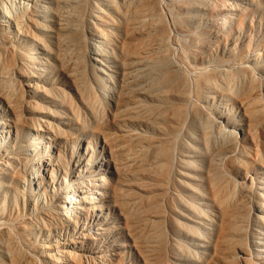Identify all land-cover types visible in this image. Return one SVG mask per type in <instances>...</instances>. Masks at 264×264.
Segmentation results:
<instances>
[{
	"label": "bare ground",
	"instance_id": "1",
	"mask_svg": "<svg viewBox=\"0 0 264 264\" xmlns=\"http://www.w3.org/2000/svg\"><path fill=\"white\" fill-rule=\"evenodd\" d=\"M35 1L0 0V60L22 53L13 45L11 30L41 17L43 6ZM55 2L59 20L72 13L84 19V23H90L91 60L99 64L95 56L103 60L104 56H113V32L121 40L117 70L107 74L101 60L102 67L93 69L91 79L100 96H111L107 104L117 106V116L125 121L130 119L132 123L127 131L135 152L133 158L131 153L130 162L136 166L134 182L149 187L145 200L156 205L167 202L172 196L192 208V202L207 204L212 198L222 210L231 211L218 228L217 242L233 251L232 257L238 256L240 251L248 264H262L264 193L259 192L263 188L258 184L260 171L263 170L264 175V43L255 47L251 34L245 41L238 35L248 13L228 0ZM17 61L16 73L27 74L28 68L23 67L26 59L19 57ZM24 86L33 88L30 81ZM90 99L93 100L90 97L86 101L91 105ZM3 121L5 118L0 123ZM44 122L41 120L30 128L43 132L48 127ZM1 132L0 128V135ZM30 135L28 151L43 149L45 156L39 159L40 166L52 167L47 155L54 143L57 145L63 140L59 127H48L42 139L37 134ZM92 148V143L88 142L86 151ZM93 153L72 170L78 175L77 183L63 195L66 197L61 204L60 201L45 202L48 196L42 192L39 179L26 181L28 189L25 187L19 201L6 202L7 199H3L6 197L0 196V264H75L71 261L76 254L73 249L61 251L49 245L46 250L45 244L38 240L41 232L48 230L53 220L51 216L58 214L62 218L75 212L78 204L89 203L88 199L95 201L111 196V179L97 173L106 160L99 164ZM0 156V191L7 185L5 191H1L5 193L11 190L15 175L9 170V159L1 153ZM93 164L98 165L96 170ZM196 169L203 172L198 181L209 192L196 188L191 198L182 192L185 186L195 189L188 180L195 178L189 170ZM88 170L89 176H83ZM141 171L146 172L144 183H140ZM38 173L40 175V171ZM3 174L8 177L7 183L1 181ZM54 174L55 170H51L52 178ZM134 193L138 196L137 190ZM136 199L139 201L138 197ZM255 199L259 201L254 208L256 232L250 230L252 215L247 203H254ZM89 235H93L91 229ZM155 235L159 243L164 240L162 230ZM85 237L89 241V237ZM244 238L256 243L257 254L247 249ZM90 243L87 242L85 251L93 252ZM104 252L106 250L101 248L95 252L96 257L81 253L78 258L81 262L100 260L108 264V255Z\"/></svg>",
	"mask_w": 264,
	"mask_h": 264
},
{
	"label": "rangeland",
	"instance_id": "2",
	"mask_svg": "<svg viewBox=\"0 0 264 264\" xmlns=\"http://www.w3.org/2000/svg\"><path fill=\"white\" fill-rule=\"evenodd\" d=\"M36 1L43 6L41 19L25 23L22 27L15 26L11 30L13 45L22 53L10 54L0 60V121L3 118L6 120L0 123V153L5 155L6 160L9 159V170L15 175L11 190L2 193L7 185L1 188V198L5 196L3 199H7L6 202L9 199L19 201L26 191L25 187L28 189L26 181L36 182L39 179L42 192L48 196L42 199L52 203L60 201L61 204L66 197L63 195H67L77 183L78 175L72 170L83 159L88 160L94 151V160L98 159L101 162L99 164L106 160L97 173L100 177L111 179V196L95 201L88 199L89 203L78 204L77 210L68 216H51L53 220L48 223V230H43L38 240L45 244L46 250L50 247L61 251L73 249L76 254H73L71 261L75 264H102L100 260L81 262L78 258L81 253L96 257L95 252L101 248L106 250L104 253L108 255V264H248L240 251L237 252L238 256L232 257L233 251L224 245L221 247L217 242L218 228L229 218L231 211L222 210L212 202V198L207 200V204L192 202V208L185 207L176 197L172 199V196L167 202L154 205L145 200V196L149 195V187L134 182L133 171L136 166L130 162L134 147L127 132L132 123L130 119L125 121L117 116V106L111 102L107 104L111 96H100L91 79L93 69L102 67L101 60L107 74L117 70L115 65L119 63L121 41L117 34L112 33L115 38L111 45L113 56H104V60L101 56H95L100 60L98 64L90 59L89 54L90 23H84V19L72 13L59 20L55 0ZM228 1L236 7L241 6L249 15L237 32L241 40L245 41L251 34L255 47L263 44L264 0ZM76 21L80 24L77 22V25ZM11 25H14L13 21ZM19 57L26 59L23 67L25 70L28 68L27 74L21 76L16 73ZM27 81L33 86L31 90L24 86ZM90 97L93 98L90 99L91 105L86 101ZM29 101L31 105L27 103ZM122 114L118 113L120 116ZM41 120L48 127H59L63 137L59 144L52 145L50 156L47 155L48 164H52V167L43 165L41 168L39 159L45 156L43 149L28 151L31 133L42 139L45 137L44 131L48 132V127L43 132L30 128ZM83 124L88 127H82ZM88 142L92 143L93 148L86 151ZM93 165L96 170L98 165ZM51 170H55L53 178ZM88 172L90 170L82 175L89 176ZM189 172L195 175L193 180L179 177L188 180L195 189L185 186L182 193L192 198L196 188L207 192L206 187L198 181L201 180L198 176L203 175V172L197 169ZM145 175V171L139 172L140 183L145 182ZM5 176L2 175L1 181L7 183L8 177ZM259 177L258 187L263 188L259 192L264 193L263 170ZM134 190H137L138 196ZM247 203L251 206L253 219L249 221L250 230L256 232L254 208L259 201L255 199L254 203ZM90 229L93 235H89ZM159 230L164 235L161 243L155 235ZM97 231L101 234H97ZM85 236L89 237V241H86ZM70 240L74 243H70ZM87 242H91L93 252L85 251ZM243 243L247 244L248 250L257 254L259 248L256 243L249 238H244ZM260 262L264 264L262 259Z\"/></svg>",
	"mask_w": 264,
	"mask_h": 264
}]
</instances>
